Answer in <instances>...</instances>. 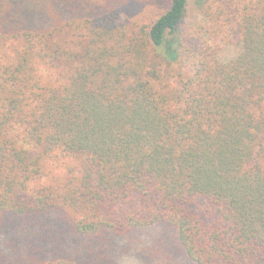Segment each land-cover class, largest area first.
Masks as SVG:
<instances>
[{"label": "trees", "instance_id": "16d2710c", "mask_svg": "<svg viewBox=\"0 0 264 264\" xmlns=\"http://www.w3.org/2000/svg\"><path fill=\"white\" fill-rule=\"evenodd\" d=\"M0 264H264V0H0Z\"/></svg>", "mask_w": 264, "mask_h": 264}, {"label": "rangeland", "instance_id": "374dc122", "mask_svg": "<svg viewBox=\"0 0 264 264\" xmlns=\"http://www.w3.org/2000/svg\"><path fill=\"white\" fill-rule=\"evenodd\" d=\"M202 19L200 9L195 3H192L189 8V21L198 22ZM222 50L220 51V58L222 61H229L237 56L240 51V47L236 45H228L226 43L221 45Z\"/></svg>", "mask_w": 264, "mask_h": 264}]
</instances>
